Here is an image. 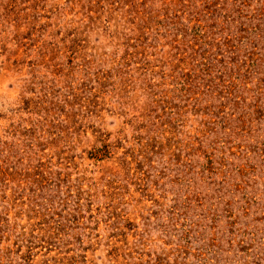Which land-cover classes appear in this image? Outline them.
<instances>
[{
	"label": "rangeland",
	"instance_id": "374dc122",
	"mask_svg": "<svg viewBox=\"0 0 264 264\" xmlns=\"http://www.w3.org/2000/svg\"><path fill=\"white\" fill-rule=\"evenodd\" d=\"M0 264H264V0H0Z\"/></svg>",
	"mask_w": 264,
	"mask_h": 264
}]
</instances>
